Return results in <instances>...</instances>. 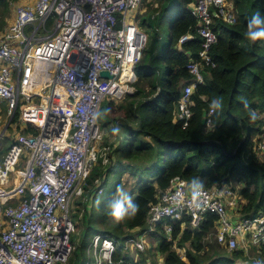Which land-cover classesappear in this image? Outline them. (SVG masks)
<instances>
[{
	"label": "built area",
	"instance_id": "built-area-1",
	"mask_svg": "<svg viewBox=\"0 0 264 264\" xmlns=\"http://www.w3.org/2000/svg\"><path fill=\"white\" fill-rule=\"evenodd\" d=\"M140 1L10 2L13 17L0 34V264H67L74 252L70 203L81 197L89 204L101 194L103 173L114 160L116 135L106 141L98 123L101 105L135 91L134 67L146 42L134 16ZM188 9L201 48L197 60L186 64L192 81L174 109L182 128L191 117L194 85L204 82L201 65H215L210 49L216 22L237 19L231 0H193ZM205 124L211 126L208 118ZM262 138L258 149L264 153V133ZM94 166L100 169L89 183ZM192 191L185 179L172 178L150 205L149 231L163 221L169 234L171 222L183 216L198 226L212 213L216 242L227 251L264 246V213L241 215L232 187H203L195 201ZM133 243L143 251L141 239ZM119 247L109 235L94 234L88 245L92 264H125L115 257Z\"/></svg>",
	"mask_w": 264,
	"mask_h": 264
},
{
	"label": "trees",
	"instance_id": "trees-1",
	"mask_svg": "<svg viewBox=\"0 0 264 264\" xmlns=\"http://www.w3.org/2000/svg\"><path fill=\"white\" fill-rule=\"evenodd\" d=\"M11 1L0 0V21L10 15ZM192 1L176 0L177 11L167 26L165 46L160 35V29L166 26L169 18L165 5L153 17L151 13L157 9H150L148 15L139 21L146 42L134 67L135 91L117 104L110 99L103 101L98 123L106 133V141L112 138L114 127L121 129L116 135L118 144L113 149L114 164L103 173V183L111 168H115L118 174L128 172L137 176V191L132 199L139 205V211L135 217L126 218L119 224L110 222L113 219L106 206L96 222L86 217L87 224L83 227L79 244L82 249L97 233L108 232L111 236L107 235L123 244L128 239L124 228L142 226L150 205L176 176L188 184L193 178H199L207 188L230 186L236 193L241 215L264 213V153L258 149L264 133V40L252 42L246 36L247 22L253 13L257 9L264 13V0H231L236 22H216L217 41L210 49L215 65H201L204 82L194 85L190 94L191 117L188 125L182 128L181 121L174 117V109L184 85L192 81L186 64L197 60L201 48V39L196 32L197 21L188 9ZM186 34L191 38L180 42ZM211 107L213 113L209 115ZM252 113H255L254 120ZM207 118L210 127L205 124ZM99 169L92 171L89 183ZM153 169L154 179L142 176ZM236 181L242 185L233 186ZM215 223L216 216L212 213L205 214L198 226L191 224L188 216H183L171 222L168 237L163 221L148 232L157 239L163 264H240L241 261L256 264L246 256L248 252L227 251L225 246L205 241L207 235L214 234ZM99 225H105V228ZM120 249L115 257H123L125 264H129L127 254ZM257 249L259 255L264 256V246ZM207 252L210 253L207 255ZM73 254L78 257L76 250ZM75 263H79V258L68 262ZM132 264L145 263L139 260Z\"/></svg>",
	"mask_w": 264,
	"mask_h": 264
},
{
	"label": "rangeland",
	"instance_id": "rangeland-1",
	"mask_svg": "<svg viewBox=\"0 0 264 264\" xmlns=\"http://www.w3.org/2000/svg\"><path fill=\"white\" fill-rule=\"evenodd\" d=\"M17 1L29 3L32 0H17ZM175 2H176V0H163L162 2L155 1V0H141L139 8L134 13V16L136 17L138 22L139 21L141 22L142 18L146 17L148 15L150 9H152V8L157 9L156 11H152L151 14L153 17L159 13V11L164 7V5L167 7L168 12H169L168 22H167L166 26H164L163 28L160 29V35H161L162 43L164 46H165V43H166L167 37H168V27L167 26L169 25V21L171 20V18L173 17L175 12L177 11V7L175 6ZM11 9H12V7H11ZM9 17H10V15L6 19L3 18L4 22H3V20L0 21V34H1V31L10 22ZM1 19H2V17L0 16V20ZM140 22H139V27L144 31V29L140 25ZM118 102L119 101H113L114 104H117ZM103 103H102V105H103ZM102 105H101V108H102ZM113 116H115V115H111L110 117H113ZM1 124H2V122H1ZM6 142H7V145L5 147V150L9 146V142L8 141H6ZM113 164L114 163H112V165ZM112 165L110 167H112ZM159 165L160 164L158 163V166ZM94 168L99 169V166H94ZM115 171H116L115 168H111V171H110L108 177H106L107 178L106 181L102 184V188H103L102 193L92 196L91 200L89 201V204L84 203L83 198H81V197H80L81 199H79V198L72 199V201L70 203V210H71L70 217H71V220L74 224V232L71 235V241L74 244L76 254L78 256V257H76L75 254H73L74 253L73 252L71 257H70L71 262H74L75 258L77 260L79 258L78 264H85V263L92 264V260H91V257H90L89 251H88V245H89L90 239L86 243V246L84 247V249L79 247L83 227L85 226V224H87L86 217L88 218V216H89L90 217L89 220L91 222H96L97 219L100 217V214H102L101 211L105 208V206L108 208L109 202L114 197L118 196V192H117L118 188L123 189V191L126 192L131 198H133L136 194L138 177L132 176L128 172L118 174V172L117 171L115 172ZM153 172H154V169L149 170L148 174H147V172H144L142 174V176L144 178L154 179L155 174ZM240 185H242V183L237 182V181L235 184L233 183V186H240ZM94 197H96V198L94 199ZM110 222H112L113 224H116L113 220ZM99 226H100V228H105V225H99ZM216 228H217V225L215 224L214 229L216 230ZM148 230H149V226L146 222L140 227L124 228V230H123L124 235L128 234V239L126 237L127 240L123 244H121V242L119 240H117L118 245H120L121 247L126 246L127 249L124 250V253L126 252V254L128 256L129 264L135 263V261L139 262V260H141V261L143 260V262L145 264H163V262H162L163 255L161 256V254L158 252V249H157V239H155L151 235V233L148 232ZM107 234L110 235V233H108V232H107ZM168 236H169V234H167V237ZM140 239L142 240V243L144 246L143 251L138 250L134 246V243H133V241H138ZM204 239H205V241H208L209 244L216 242L215 235L213 233L207 235ZM250 247H248V249H247L249 254L246 256L249 259H253V261H255L256 264H264V256L259 255V253L257 252V250H258L257 248H255L253 246H250ZM120 252H121V249H120ZM209 253L210 252H207V255ZM69 260H68V262H69ZM68 262H67V264H68ZM240 264H243V261H241Z\"/></svg>",
	"mask_w": 264,
	"mask_h": 264
},
{
	"label": "clouds",
	"instance_id": "clouds-1",
	"mask_svg": "<svg viewBox=\"0 0 264 264\" xmlns=\"http://www.w3.org/2000/svg\"><path fill=\"white\" fill-rule=\"evenodd\" d=\"M246 36L248 40L256 42L258 40H264V13H261L257 9L251 18L247 22ZM245 108L248 107L247 102H244ZM218 107V105H215ZM252 119H255V113H252ZM121 131L120 127H114L112 129L113 135L119 134ZM193 191L192 199L195 201L203 193V182L199 178H193L190 182ZM118 196L114 197L108 204L110 209L109 215L116 224L124 221L126 218L135 217L139 211V205L136 204L133 199L123 191V189H117Z\"/></svg>",
	"mask_w": 264,
	"mask_h": 264
},
{
	"label": "crops",
	"instance_id": "crops-1",
	"mask_svg": "<svg viewBox=\"0 0 264 264\" xmlns=\"http://www.w3.org/2000/svg\"><path fill=\"white\" fill-rule=\"evenodd\" d=\"M13 1V3L14 2H21V1H17V0H12ZM31 2V1H30ZM22 3H26V2H22ZM9 6H10V9H11V5H10V3H9ZM12 17H13V11H12V9H11V12H10V17H9V21H11V19H12ZM106 134V133H105ZM147 139V138H146ZM118 141H119V139H116V141H115V146H116V144H118ZM103 189V188H102ZM94 195H96V194H94ZM93 195V196H94ZM79 199H81V198H79ZM83 202H84V200H83ZM82 202V203H83ZM214 232V235H215V232H216V230L215 231H213ZM141 238V237H140ZM122 251V253H124V250H121ZM125 254H126V252H125ZM161 258V257H160Z\"/></svg>",
	"mask_w": 264,
	"mask_h": 264
},
{
	"label": "water",
	"instance_id": "water-1",
	"mask_svg": "<svg viewBox=\"0 0 264 264\" xmlns=\"http://www.w3.org/2000/svg\"><path fill=\"white\" fill-rule=\"evenodd\" d=\"M100 75L103 76V77H111V75H109V73L107 71H102L100 73Z\"/></svg>",
	"mask_w": 264,
	"mask_h": 264
}]
</instances>
